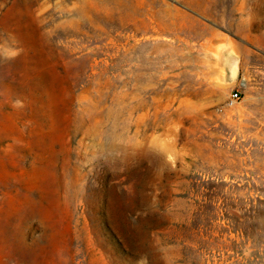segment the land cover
I'll return each mask as SVG.
<instances>
[{
    "label": "rangeland",
    "instance_id": "1",
    "mask_svg": "<svg viewBox=\"0 0 264 264\" xmlns=\"http://www.w3.org/2000/svg\"><path fill=\"white\" fill-rule=\"evenodd\" d=\"M0 264H264V0H0Z\"/></svg>",
    "mask_w": 264,
    "mask_h": 264
},
{
    "label": "built area",
    "instance_id": "2",
    "mask_svg": "<svg viewBox=\"0 0 264 264\" xmlns=\"http://www.w3.org/2000/svg\"><path fill=\"white\" fill-rule=\"evenodd\" d=\"M240 97H239V93L238 92H235V93H233V95H232V97H231V99L233 100V101H236V100H238Z\"/></svg>",
    "mask_w": 264,
    "mask_h": 264
}]
</instances>
